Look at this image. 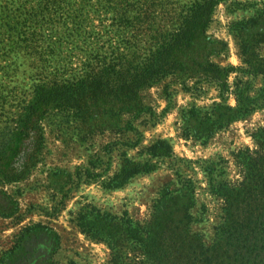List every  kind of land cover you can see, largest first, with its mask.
Here are the masks:
<instances>
[{
  "label": "rangeland",
  "instance_id": "obj_1",
  "mask_svg": "<svg viewBox=\"0 0 264 264\" xmlns=\"http://www.w3.org/2000/svg\"><path fill=\"white\" fill-rule=\"evenodd\" d=\"M193 1L180 0L181 7ZM109 5V0H58L47 8L45 0H0V145L8 140L37 83L76 80L84 75L90 57L97 52L109 55L112 47H119L125 59L142 60L143 52L155 44L154 31L141 25V15L135 14L137 26L124 30L114 24L115 12ZM207 33L214 42L228 43L230 53L242 54V43L250 42L264 56V0L220 1ZM19 36L22 42H17ZM27 42L31 47L26 51L20 46ZM236 76V83H247L252 96L264 87V76ZM212 86L209 78L189 73L162 77L141 89L140 99L148 108L139 115L121 113L113 102L100 101L91 108L94 119L82 117L80 112L91 102L89 90L80 92L81 107L50 109L42 120L45 140L37 165L26 179L0 183V260L17 264L37 258L39 264H47L43 263L47 254L55 264H156L152 255L156 236L144 231L150 229L147 224L160 188L177 185L174 172L162 168L165 165L182 171L191 183L192 198L174 200V205H182L174 215L180 222L165 228L171 237L162 240V246L173 247L172 256L179 261L185 253L173 251L218 246L230 202L238 194L246 195L251 182L248 164L255 155L247 148L259 149L253 135L264 125V109L218 132L206 149H198L191 140L186 149L179 144L177 151L184 153L174 159L153 158L161 168L158 175L133 177L122 190L106 187L125 156L151 160L147 149L153 142L191 132L189 111L209 110L218 95ZM99 110L110 111L103 119L96 117ZM29 149L20 148L13 166L21 164ZM87 169L99 176L81 175ZM97 211L128 214L142 224V235L130 237L123 234L133 230L125 221L109 219L112 227L107 233L114 232L115 243L125 246L118 249V259L106 242L93 239L77 224L82 212L90 224ZM35 225L48 226L60 235L57 252L34 251L35 234L22 240L24 231ZM177 243L182 247L176 248ZM256 250L264 256V248Z\"/></svg>",
  "mask_w": 264,
  "mask_h": 264
},
{
  "label": "trees",
  "instance_id": "obj_2",
  "mask_svg": "<svg viewBox=\"0 0 264 264\" xmlns=\"http://www.w3.org/2000/svg\"><path fill=\"white\" fill-rule=\"evenodd\" d=\"M57 1L45 0V7L49 8V5L56 4ZM220 1L222 0H194L187 7L184 4L182 8L180 0H109V7L115 12V25L124 30L133 28L139 22L135 14L141 15V25L146 24L149 30L154 31L152 36L155 44L143 52L142 60L125 59L119 47H112L109 55L97 52L93 58L90 57L89 61L84 63V75L76 80L53 78L51 81L37 83L33 96L24 105L8 140L0 145V183L12 184L28 178L39 161V152L44 145L42 120L45 114L50 109L81 107V90H89L88 99L91 102L87 106L84 105L85 108L80 112L82 117L87 118L94 116L91 108L100 101L113 102L121 113L141 114L148 108L140 99L141 89L152 86L162 77L174 74L182 76L189 73L195 78H209L218 82L223 92L228 91L230 73L238 68L222 67L214 61V56L226 49V43L214 42L207 33ZM163 20H166L165 24L158 23ZM22 41L23 38L19 36L17 42ZM219 43L223 45L220 48L217 47ZM20 47L27 51L31 44L27 42ZM241 47L245 64L243 70L264 74V56L258 54L250 42H243ZM236 93V107L219 102L211 110L203 112L195 108L190 109L191 132L207 141L231 121L246 117L257 105L264 104V87L258 96H252L243 90ZM109 111L99 110L96 117L104 119ZM94 118L95 116L92 119ZM253 137L259 149L251 151L247 148V152L255 155L251 156L248 164L251 182L246 195L238 194L230 202L229 219L222 234V242L212 249L201 248L197 251L196 245L193 251H173L185 253L183 261L175 260L170 250L173 247H163L162 240L167 242L171 237L165 228L169 229L180 222L174 215L178 211L177 207L182 205H174V200L176 202L179 198H192V188L185 186L183 193L178 195L166 188L155 202L154 214L147 224L150 229L144 231H151V234L156 236L155 250L152 252L156 257V264H264L261 250H256L264 248V126L259 128ZM24 146L30 148L26 157L21 164L13 166L14 162H18L16 158L20 148ZM147 153L152 158L170 156L172 146L167 139H159L149 146ZM155 168L156 164L152 159L135 161L125 156L121 169L108 179L106 186L120 187L136 174L150 172ZM81 175L94 179L98 174L87 169ZM91 215L93 216L92 213ZM87 218L85 212L77 218L80 229L93 239L106 242L116 259L119 258L117 253L118 249H121L120 246H125L123 243H115V238L112 239L111 236L114 232L107 233L112 227L111 224L108 225L109 219L125 221L128 227L133 228L124 232L125 236L142 235V224L134 221L128 214L114 216L97 211L90 224H86ZM31 234H35L37 249L34 251L41 249L55 253L59 250L60 235L54 229L42 225L28 227L22 235V240ZM188 236L190 235H187V238ZM181 247L182 244L177 243L176 248ZM39 262L42 261L33 258V261H21L17 264ZM43 263L55 264L52 255L47 254ZM0 264L5 263L0 260Z\"/></svg>",
  "mask_w": 264,
  "mask_h": 264
},
{
  "label": "crops",
  "instance_id": "obj_3",
  "mask_svg": "<svg viewBox=\"0 0 264 264\" xmlns=\"http://www.w3.org/2000/svg\"><path fill=\"white\" fill-rule=\"evenodd\" d=\"M229 47H230L229 44L226 43V49L222 53H220L219 55L214 56L213 59H214V61L216 63H218L222 67H232V66H234V67H237L238 69L236 71L230 73V76L228 78V85H229L228 87L229 88H228V91H226V92L222 91V88L220 87L218 82L209 79L213 83L212 87L218 93L217 97L214 98V102H213L212 106L209 107V110H211L212 107L215 104L219 103V102H225L226 104L230 105L231 107H236L238 105V99H237V93H236L238 90H243L245 93L249 94L247 92L248 87H249L247 85V83L242 85V86L241 85L239 86L238 82L236 83L235 77H237L236 75H238L239 73H242V74L247 75V76L251 75L252 77L264 76V74H262V73H250L248 71H244L243 68H244L245 64L243 62L242 54L239 53L240 54L239 55V54H237V52L235 54L232 53V52L230 53L229 52V49H230ZM261 90L258 92V94L256 96L259 95ZM232 101H234V102H232ZM263 109H264V104L257 105L246 117L235 119V120L231 121L228 125H226L222 129H220L217 132H215V134L212 137H210V139H208L207 141L203 140L201 137L197 136L195 133H192V132L183 131L182 136H180V137L177 136V138L175 136H169L168 135L167 136L168 138H166V139L170 142V144L172 146V155L165 156V157L167 159H174L177 156H179V154H183L184 152H182V150L180 152L177 151V147L179 146L180 143H182V148L181 149H186V144L185 143H189L191 140H193L194 142H197L196 144H197V148L198 149H200V150L201 149H206L207 145L215 138V136H216V134L218 132L226 130L228 127H231V125H233L236 122L246 120L252 114L258 112L259 110H263ZM262 126H264V125H262ZM262 126H259L256 129V131L259 128H261ZM203 147H205V148H203ZM160 158H162V157H157V159H160ZM152 160H153V158H152ZM165 167H167L170 172H174V175L177 178V185L173 186V185H171V183L164 184L160 188L157 198H159L162 195V192L166 188H169L172 191L173 194L178 195L180 193H183V189L185 188V186H188V185L190 186L191 185L190 181L184 180L183 174L180 173L182 171L181 170L179 171V169H177V167H173V166H171V167L169 166L168 167L167 165H165L162 168H165ZM159 169H161L160 166L158 164H156V168L151 170L150 172L136 174L133 177H136L138 175H148V174H152V175L156 174V175H158L157 173L159 172ZM133 177H131L130 179H134ZM124 185H122V186H120L118 188H120L122 190V187ZM128 188H129L128 186L127 187L125 186L123 190L127 191Z\"/></svg>",
  "mask_w": 264,
  "mask_h": 264
}]
</instances>
